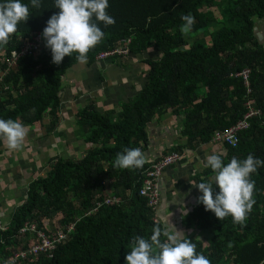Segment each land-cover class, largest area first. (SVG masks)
Returning a JSON list of instances; mask_svg holds the SVG:
<instances>
[{
	"label": "trees",
	"instance_id": "obj_1",
	"mask_svg": "<svg viewBox=\"0 0 264 264\" xmlns=\"http://www.w3.org/2000/svg\"><path fill=\"white\" fill-rule=\"evenodd\" d=\"M22 2L29 5L31 16L0 47V71L5 72L0 82V119L34 128L48 117L55 128L63 76L78 63L77 53L54 64L43 39L33 54L21 55L14 67H8L4 55L31 44V35L42 33L49 17L59 11L54 0H40L39 8L32 7L30 0ZM108 3L115 24L98 23L105 38L87 59L144 56L151 51L157 55L144 59L145 84L129 103L105 113L89 105L77 113L79 125L90 129L86 142L93 146L79 159L55 157L44 177L31 180L6 228L0 230V264L30 244L33 233L20 235L26 224L54 238L59 231L67 233L69 226L73 230L55 249L15 264H125L132 238L147 239L157 224L163 225L157 221V209L151 210L139 195L149 164L129 170L117 169L113 162L125 148L142 150L148 140L147 124L166 113L183 116L180 132L187 143L173 146L160 157L220 143L225 164L248 154L264 160V44L256 36L257 22L264 21V0ZM186 14L195 18L188 34L181 31V17ZM191 34L198 35L193 42ZM117 50L127 53L101 56ZM249 109L260 115L237 132L235 145L214 140ZM213 176L206 168L194 180L210 182ZM251 178L256 203L245 226L234 224L230 216L218 220L201 203L183 219V226L191 231L187 237L211 264H264V166ZM212 187L214 193L219 191L215 183ZM114 197L119 203H106ZM99 203L98 211L88 215ZM43 219H53L50 228L42 225Z\"/></svg>",
	"mask_w": 264,
	"mask_h": 264
},
{
	"label": "crops",
	"instance_id": "obj_2",
	"mask_svg": "<svg viewBox=\"0 0 264 264\" xmlns=\"http://www.w3.org/2000/svg\"><path fill=\"white\" fill-rule=\"evenodd\" d=\"M256 27V36L264 44V21L257 22ZM151 52L144 56H116L75 63L63 76L59 121L55 128L50 127L48 117L42 119L40 126H25L28 136L19 151H10L0 140V223L4 229L31 180L44 177L55 157L79 159L93 146L86 142L90 129L79 125L77 113L89 105H95L99 112L105 113L129 103L145 84L144 59L157 55ZM183 121L182 115L174 116L169 112L147 124L148 140L142 148L147 164L173 146L187 143V138L180 132ZM222 152L220 143L201 144L193 150L183 149L181 160L167 167L159 180L157 221L163 225L161 217L169 216L177 230L184 231L186 236L191 234L183 226V219L200 204L197 197L202 195L193 184L206 182L194 178L206 169L204 164L208 155ZM22 229L27 234L26 225Z\"/></svg>",
	"mask_w": 264,
	"mask_h": 264
},
{
	"label": "clouds",
	"instance_id": "obj_3",
	"mask_svg": "<svg viewBox=\"0 0 264 264\" xmlns=\"http://www.w3.org/2000/svg\"><path fill=\"white\" fill-rule=\"evenodd\" d=\"M30 3L32 7H40V0H30ZM54 7L59 11L49 17L41 33L45 47L50 49L52 63L60 64L65 56L71 57L73 53H77L79 63H86L89 51L105 38V32L98 23H103L106 27L115 24V19L107 11L108 0H54ZM30 16L29 5L22 0H0V47L10 42L18 31V25L26 22ZM181 19L184 21L181 31L188 34L195 18L186 14ZM9 55L11 53L5 54L4 58ZM15 65L16 62L7 66L12 68ZM4 75L5 72L0 71V82ZM27 136L28 129L22 122L0 119V140L10 151L21 150ZM145 163L147 158L141 149L125 148L123 152L117 153L113 167L132 170L142 168ZM262 166L264 160L255 158L252 154L242 160L233 157L226 164L222 153L208 155L204 167L210 168L214 176L210 182L193 184L202 193L197 197V202L206 211L213 212L218 220L223 221L230 216L234 224L245 226L256 203L255 181L251 177ZM213 183L217 185L218 192L214 193ZM161 220L163 227L157 224L149 238H132L125 264H211L205 255L196 251V244L184 231L176 229L169 216H162ZM0 225L2 226L1 223ZM26 231L27 234L34 233L36 227L26 224Z\"/></svg>",
	"mask_w": 264,
	"mask_h": 264
},
{
	"label": "built area",
	"instance_id": "obj_4",
	"mask_svg": "<svg viewBox=\"0 0 264 264\" xmlns=\"http://www.w3.org/2000/svg\"><path fill=\"white\" fill-rule=\"evenodd\" d=\"M32 43L24 46L20 52H12L11 55L5 56V61L8 66L13 65L16 62V59L19 58L21 55L24 54H33L34 50L39 48L41 46L42 41V34L41 33H34L31 36ZM126 54L127 51H114L110 52L105 55L101 56H110L114 54ZM101 58L100 56H98ZM244 73H246V70H244ZM252 107V106H249ZM260 115L259 111H256L254 109H249L248 113H246L242 120H239L236 122L235 125L228 128L223 134H216L214 136V140L226 142L231 145H235L237 141V132L243 128H246L249 126V120L253 117H256ZM182 157V154L179 152H172L170 154H166L159 159L151 162L148 167L144 170L141 184L142 188L139 191L140 197L144 198L147 202V206L151 208V210L155 211L160 204V191H159V180L162 177V174L164 170L169 167L172 164H175L178 162ZM106 203H119V201L114 197L106 200ZM102 206V203L97 204V206L92 209L88 213L90 215L92 212L98 211V209ZM0 229L4 230L2 226L0 225ZM73 230L72 226L68 227V232L64 233L63 231H59L57 235L54 237H49L46 233V231L39 230L35 231L32 235V239L30 240V244L28 247L23 250L14 253L10 258L5 260L6 264H15L17 261H26L29 256H41L47 253L50 250L55 249L56 244L64 241L67 237V234ZM25 229L21 231V233H24Z\"/></svg>",
	"mask_w": 264,
	"mask_h": 264
},
{
	"label": "rangeland",
	"instance_id": "obj_5",
	"mask_svg": "<svg viewBox=\"0 0 264 264\" xmlns=\"http://www.w3.org/2000/svg\"><path fill=\"white\" fill-rule=\"evenodd\" d=\"M218 19H220V18L218 17ZM190 37H191L190 41L193 42L196 38H198V35H196V34H191ZM256 117H257V116H256ZM253 118H254V117H253ZM106 185H107L108 187H111V184H110V182H108V181L106 182ZM75 207H78V206L75 205ZM51 222H53V221H47V220L43 219L42 225H46V226H48V227L50 228V223H51ZM53 226H54V225H53ZM200 239H204V238H200ZM204 241H205V239H204Z\"/></svg>",
	"mask_w": 264,
	"mask_h": 264
}]
</instances>
